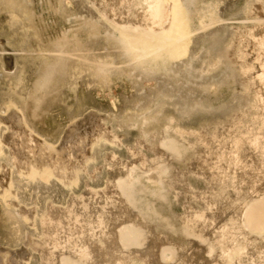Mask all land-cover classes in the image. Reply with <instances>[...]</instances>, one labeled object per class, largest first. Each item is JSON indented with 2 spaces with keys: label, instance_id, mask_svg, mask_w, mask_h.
Listing matches in <instances>:
<instances>
[{
  "label": "bare ground",
  "instance_id": "obj_1",
  "mask_svg": "<svg viewBox=\"0 0 264 264\" xmlns=\"http://www.w3.org/2000/svg\"><path fill=\"white\" fill-rule=\"evenodd\" d=\"M85 1L104 25L107 39L121 51L124 67L172 77L186 58L187 74L190 70L210 74L226 62L241 79L245 104L226 121L197 128L184 127L170 115L159 128L148 129L155 121L149 110L132 113L129 121L112 127L108 116L90 112L74 124L73 138L61 137L60 147L25 127L21 117L9 115L4 122L10 135L0 137V149H9L0 195L9 198L11 208H20L14 214L28 226H36L37 234L25 238L31 243L29 249L40 255L39 264H264V0L248 1L244 19L231 26L225 52L199 69L190 45H194L192 37L217 20L214 2ZM122 124L136 132L127 145L122 143ZM98 142L122 148L124 157L111 150L100 165L87 171L91 148ZM174 161L184 166L176 167ZM12 172L27 183L53 178L68 186L79 174L86 179L81 193L70 194L64 205L46 203L36 215L35 206L22 209L16 201ZM101 172L102 186H89L88 181ZM191 179L199 180L202 188L193 186ZM143 191L164 204L168 195L174 202L181 196L180 212L172 214L170 221L153 213L159 221L155 223L146 215L148 207L143 209L139 203ZM21 254L9 258L20 264L26 253ZM3 255L7 261V254Z\"/></svg>",
  "mask_w": 264,
  "mask_h": 264
},
{
  "label": "rangeland",
  "instance_id": "obj_2",
  "mask_svg": "<svg viewBox=\"0 0 264 264\" xmlns=\"http://www.w3.org/2000/svg\"><path fill=\"white\" fill-rule=\"evenodd\" d=\"M209 1L216 4L217 20L207 30L192 37L194 45H190L193 56L197 55L194 66L198 69L225 52L232 36L231 26L244 19L249 0ZM208 21L204 20L205 23ZM105 30L85 0H0V124L5 127L4 121L11 115L21 117L25 127L29 126L42 140L60 147L61 137L73 138L77 130L74 124L83 121L90 112L108 116V124L112 127L129 121L132 113L149 110L155 121L148 129L159 128L163 118L170 115L184 127L197 128L226 121L245 104L240 94L241 79L229 70L228 63L223 62L210 74H200L198 70L193 73L190 70L187 74L188 68L184 70L188 67L186 58L177 64L176 75L172 77L162 73H139L135 67H124L127 65H124V58H120L123 57L121 51L112 40L107 39ZM135 70L138 71L136 74ZM2 125L0 137L8 138L10 134L7 133L10 132L5 131L7 127ZM123 127L126 126L122 124ZM121 131L122 143H132L136 132L127 128ZM91 149L93 158L87 162V171L100 165L103 155L111 150L124 157L122 148L113 149L103 142L96 143ZM0 151L1 178L3 164L7 160L4 155L9 149L4 146ZM172 164L180 168L184 166L175 161ZM14 174H10V182H14L11 188L16 189L13 190L18 197L16 201L22 209L35 206L36 215L45 209L46 203L64 205L70 194L81 193L86 179L85 175L79 174L77 181L68 186L53 178L48 182L37 180L39 182L36 183L35 180L29 184ZM95 177L91 180L93 183L88 181V184L100 188L105 175L101 172ZM193 180H190L193 186L202 188L199 180L195 179V185ZM141 193L139 203L143 209L148 207L151 214L148 210L146 215L155 223L159 221L153 213L170 221L172 214L180 212L181 196L174 202L168 195V203L164 204L156 195L150 196L149 191ZM1 198L0 195L1 264H6L8 259L11 262L7 264H13L15 259L11 260L12 257L21 253L23 256L26 253L27 257L21 259L22 264H39V254L29 249L31 243L25 238V235L34 237L37 234L36 226H28L24 218L15 213L18 219L14 212L20 208H11L9 198H2L3 201ZM4 253L8 255H5L7 261L4 260Z\"/></svg>",
  "mask_w": 264,
  "mask_h": 264
}]
</instances>
